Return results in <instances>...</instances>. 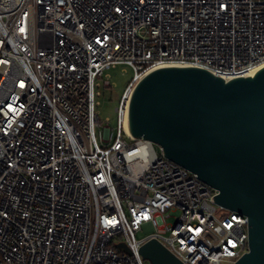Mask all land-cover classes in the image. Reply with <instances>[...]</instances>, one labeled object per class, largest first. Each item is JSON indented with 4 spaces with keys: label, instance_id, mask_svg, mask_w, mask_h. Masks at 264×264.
Wrapping results in <instances>:
<instances>
[{
    "label": "built area",
    "instance_id": "built-area-1",
    "mask_svg": "<svg viewBox=\"0 0 264 264\" xmlns=\"http://www.w3.org/2000/svg\"><path fill=\"white\" fill-rule=\"evenodd\" d=\"M262 64L264 0H0V264H146L152 238L183 264H233L247 217L123 117L155 69ZM117 65L133 72L115 132L96 88Z\"/></svg>",
    "mask_w": 264,
    "mask_h": 264
},
{
    "label": "water",
    "instance_id": "water-1",
    "mask_svg": "<svg viewBox=\"0 0 264 264\" xmlns=\"http://www.w3.org/2000/svg\"><path fill=\"white\" fill-rule=\"evenodd\" d=\"M130 133L215 188L217 204L248 220V251L233 264H264V66L223 80L197 67H161L134 86ZM138 252L183 264L156 239Z\"/></svg>",
    "mask_w": 264,
    "mask_h": 264
},
{
    "label": "rangeland",
    "instance_id": "rangeland-1",
    "mask_svg": "<svg viewBox=\"0 0 264 264\" xmlns=\"http://www.w3.org/2000/svg\"><path fill=\"white\" fill-rule=\"evenodd\" d=\"M132 69L126 65H117L114 68H110L106 71L109 75L108 77L104 75L99 79L100 86L96 88L99 94L96 96V101L98 102L97 110L99 117L102 121L106 118L109 119L107 124L117 132V127L119 123V114L117 107L121 101L123 92L127 83L132 77ZM109 79L111 82V87L104 86V80ZM156 149L159 151V146L156 145ZM143 234L141 232L136 233V237L140 238ZM149 264V261H145Z\"/></svg>",
    "mask_w": 264,
    "mask_h": 264
},
{
    "label": "bare ground",
    "instance_id": "bare-ground-1",
    "mask_svg": "<svg viewBox=\"0 0 264 264\" xmlns=\"http://www.w3.org/2000/svg\"><path fill=\"white\" fill-rule=\"evenodd\" d=\"M264 66V64L260 65L259 67H257L256 69H254L253 71L249 72L248 74H246L244 77L247 76H251L257 69H259L260 67ZM174 67V66H173ZM223 80L227 81L226 78H222ZM123 126L126 132L130 133V126H129V115L128 113H125L124 117H123Z\"/></svg>",
    "mask_w": 264,
    "mask_h": 264
}]
</instances>
